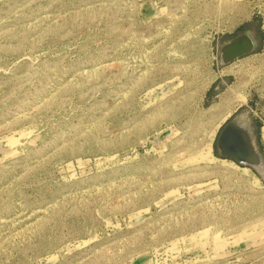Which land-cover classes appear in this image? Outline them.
Wrapping results in <instances>:
<instances>
[{
	"label": "rangeland",
	"instance_id": "1",
	"mask_svg": "<svg viewBox=\"0 0 264 264\" xmlns=\"http://www.w3.org/2000/svg\"><path fill=\"white\" fill-rule=\"evenodd\" d=\"M235 115L264 159V0H0V264H264Z\"/></svg>",
	"mask_w": 264,
	"mask_h": 264
},
{
	"label": "water",
	"instance_id": "2",
	"mask_svg": "<svg viewBox=\"0 0 264 264\" xmlns=\"http://www.w3.org/2000/svg\"><path fill=\"white\" fill-rule=\"evenodd\" d=\"M256 47V40L249 31L239 33L220 46L223 63L250 53ZM216 147L221 157L233 160L238 164H247L257 172L264 169V159L254 144L250 123L240 119L239 115L229 119L219 130Z\"/></svg>",
	"mask_w": 264,
	"mask_h": 264
},
{
	"label": "bare ground",
	"instance_id": "3",
	"mask_svg": "<svg viewBox=\"0 0 264 264\" xmlns=\"http://www.w3.org/2000/svg\"><path fill=\"white\" fill-rule=\"evenodd\" d=\"M245 118H246L245 115H241V116H240V119H242V120H245ZM207 150H208L209 153L212 151V146H211V144H208ZM221 161L224 162L225 164H229V165H233V166H237V167H239L238 164H236V163H235L233 160H231V159L224 158V159H221ZM259 172H260L262 175H264V169H263V170H259Z\"/></svg>",
	"mask_w": 264,
	"mask_h": 264
},
{
	"label": "flooded vegetation",
	"instance_id": "4",
	"mask_svg": "<svg viewBox=\"0 0 264 264\" xmlns=\"http://www.w3.org/2000/svg\"><path fill=\"white\" fill-rule=\"evenodd\" d=\"M245 31H249L251 32L249 29H243L241 32H238L237 34L231 36L229 39H227L226 41L230 40L231 38H233L234 36L238 35L239 33H242V32H245ZM252 33V32H251ZM253 35V34H252ZM254 39L256 40L255 36L253 35ZM226 41H223V43H225ZM222 43V44H223ZM257 43V42H256ZM246 55V54H245ZM244 56V55H243ZM242 57V56H241ZM220 58H221V55H220ZM239 58V57H238ZM237 59V58H236ZM233 61V60H232ZM218 136V135H217ZM217 138V137H216ZM215 148H216V152L218 153L217 151V147H216V139H215Z\"/></svg>",
	"mask_w": 264,
	"mask_h": 264
}]
</instances>
